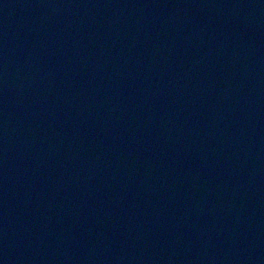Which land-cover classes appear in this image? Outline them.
<instances>
[{
    "label": "water",
    "instance_id": "1",
    "mask_svg": "<svg viewBox=\"0 0 264 264\" xmlns=\"http://www.w3.org/2000/svg\"><path fill=\"white\" fill-rule=\"evenodd\" d=\"M0 264H264V0H0Z\"/></svg>",
    "mask_w": 264,
    "mask_h": 264
}]
</instances>
